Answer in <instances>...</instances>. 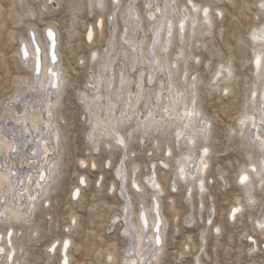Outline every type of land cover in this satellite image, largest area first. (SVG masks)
Instances as JSON below:
<instances>
[{"label":"rangeland","instance_id":"374dc122","mask_svg":"<svg viewBox=\"0 0 264 264\" xmlns=\"http://www.w3.org/2000/svg\"><path fill=\"white\" fill-rule=\"evenodd\" d=\"M78 1L75 7V0H0V109L19 94L25 87L24 82L40 73L28 69V61L22 62L18 55L21 45L27 50L25 40L30 34L34 35L40 52H43L38 38L47 47L44 30L52 28L57 40L53 49L54 62L65 78L63 88L57 91L59 101L53 109L59 129L54 181L48 192L39 193L41 199L27 210L25 219L7 220L0 206L2 244L4 234L12 226V244L20 249L15 251L18 264H59V245L66 237L70 239L68 264H121L126 249L132 246L130 241L134 232H131L132 238L123 234L124 221L115 219L116 214L122 213L124 203L120 189L125 191L126 186L130 191L133 210L140 203L144 205V201L151 202L149 186L146 185L143 193H137L130 187L129 175L131 167L138 164L136 178L142 182L154 162L156 177L164 187L161 200L155 199L159 206L158 216L160 220L163 216L166 219L160 238L162 249L155 264H195L197 258L204 264H264V229L257 223L264 216V180L260 185L253 184L252 201L247 200L244 187L237 180L240 170L250 162H259L263 154L251 139L242 135V131H237L238 117L249 106L250 90L254 84L257 89L264 86L262 79L253 75L250 66L252 49L259 43L250 39L249 32L264 24V8L259 5V0H193L209 4L212 11V24L208 30L193 35L198 42L193 38L184 45L190 56L198 58L196 61L189 58L186 65L194 70L192 78H199L195 87L196 105L210 121L205 142L210 149L203 176L206 189L202 196L203 207L199 209L198 196L193 195L192 203H189L185 195L187 184L174 176L175 161L186 151L187 145L181 142L177 148L178 141L174 142L168 132L151 135L148 131L142 141L140 133L134 132L127 139L124 151L130 156L124 160L128 176L123 185L115 172L123 157L122 146L113 139L109 140L115 146H107L105 139L96 137L97 147L93 148L88 139L89 113L81 97L83 93H92L88 79L97 71L96 63L101 60L100 52L109 37L110 19L117 21L114 32L117 42L123 24L118 10L108 15L111 12L109 0H103L101 5L90 0ZM125 1L128 0H121L120 4ZM175 1L178 5L189 3V0ZM135 3L144 14V0ZM215 8L222 11L218 17L213 11ZM99 16L103 19L102 30L95 26ZM90 26L94 29L92 42L85 35ZM178 44L182 45L173 37L169 52L177 50ZM93 50L98 51L94 58L91 57ZM217 63H230L233 77L214 87L211 76ZM175 78L177 83L184 84V73L179 72ZM223 86L228 89L223 91ZM126 126L121 128L124 136L129 132ZM152 136L159 137L157 144ZM168 145L172 148L170 155L164 153ZM82 160L85 163L82 164ZM162 160L170 167L162 169ZM92 161L95 166L91 165ZM82 179L85 182L81 183ZM174 180L176 186L173 189L170 184ZM78 185L79 193L75 198L71 193ZM3 201L0 194L1 205ZM237 201L242 209L234 218L228 219L230 207ZM210 214V220H206ZM128 227L131 229L130 222ZM52 243L55 249L50 251ZM7 246L9 244L4 245V249ZM109 251L114 256L111 262L107 261ZM3 253L0 264H6V250Z\"/></svg>","mask_w":264,"mask_h":264},{"label":"bare ground","instance_id":"6f19581e","mask_svg":"<svg viewBox=\"0 0 264 264\" xmlns=\"http://www.w3.org/2000/svg\"><path fill=\"white\" fill-rule=\"evenodd\" d=\"M90 1L98 5L103 3V0ZM109 1L111 12L108 15H113L118 10L123 25L117 42L114 37L117 21L110 19L109 37L104 50L100 52L101 60L96 63L98 64L97 71L93 72V75L91 74L92 76H89L88 79L92 90L89 91L92 93H83L81 97L84 101L83 105L89 113L91 129L88 139L95 149L97 147L96 137L105 139L104 143L107 146H115L114 143H110L109 139H113L117 145L122 146L123 157L115 172L123 185L128 176L124 160L130 156L124 151L127 139L133 136L134 132L140 133V141L144 140V134H147L148 131L151 132V135L155 132L158 135L160 131L168 132L172 136V140L174 138V142L176 140L179 142V144L176 142L177 148L181 142L187 145L186 151L181 153L175 161L177 166L174 176L187 184L185 195L188 196L189 203H192L193 195L198 196L197 207L198 209L202 208V196L206 189L203 176L208 165L210 151L205 142L209 136L208 124L210 121L205 118L200 107L196 105L195 87L199 78L197 76L192 78L195 74L194 70L188 69L186 65L189 58H193V61L198 58L190 56L184 45L187 46L193 38L194 42H198V38L193 35L202 34L211 26V6L193 0H189L188 4L180 5L175 0H144V15L135 3L136 0L125 1L122 5L120 4L121 0ZM74 3L76 7L79 1L75 0ZM259 5L264 8V0H259ZM213 11L217 17L222 13L219 8H215ZM97 18L95 26L102 30L103 19L101 16ZM143 21L146 22L147 28L142 24ZM51 29L44 30L47 47L43 44L39 34H36L39 37L38 42L40 41L44 47L43 52H40L33 34H30L29 39L25 40L28 52L24 45H21L20 49L18 48V55L22 62L28 61L27 68L37 73L36 67L39 63L40 73L33 79L31 78L32 80L24 82L25 87L19 90V94L13 96L12 101L0 109V194L4 199L0 206L6 219L11 221L25 219L27 210L30 207H35L36 201L41 199L39 193L48 192L55 178L58 161V159L56 161L58 157H56V144L59 138V129L53 117V109L59 101L57 91L59 88H63L65 78L62 76V70L57 67L52 58L57 40L55 32ZM87 29L86 39L92 42L94 29L92 26ZM49 30H51L52 36L48 35ZM53 33L55 34L54 38ZM173 37L182 45L178 44L177 50L170 53ZM249 37L252 41L259 43L252 49L251 72L262 79L261 83H264V24L261 27H253L249 32ZM97 54L98 51L93 50L91 57L94 58ZM52 72L56 74L55 77L52 76ZM179 72L184 73V84H179L176 81L175 76ZM232 77L233 71L230 63H217L211 76L212 85L218 87L220 81H227ZM53 80H56L58 87L51 86ZM227 89L228 86L222 87L223 91ZM18 97L19 100H17ZM247 102L249 103L247 111L238 117L237 131H242V135L251 139L263 154L259 162H250L244 166L240 170L237 180L243 185L247 200L252 201V199L254 200V196L251 194L253 184L260 185L264 180V86L262 89H257L254 84L247 97ZM124 126L129 130L126 136L121 132V128ZM121 140L123 143L119 142ZM152 140L157 144L159 137L152 136ZM165 152L170 155L172 148L168 145ZM83 163L85 161L82 160ZM189 163L193 164L191 169L188 167ZM161 164L163 165L162 169L170 167L169 163L164 160ZM91 165L95 166L93 161ZM138 167L136 163L131 167L130 187L137 193H143L148 185L152 194L151 202L145 203L144 198V205L138 204L135 211L130 191L126 186L125 191L120 189L124 203L122 213L116 214L115 219L118 217L124 221L125 226L123 224L124 227L121 230L123 234L131 235V232H134V237L131 235L133 238L130 241L132 246L126 249L121 264H134V262L141 264L142 257L151 261V264H155L162 249L161 242L157 245L155 238L158 234L162 239L166 219L163 216V220H160L157 211L159 206L155 199L157 197L159 201L161 200L164 187L156 177L154 162L149 166V171L142 182L136 178ZM181 168L184 169L183 172L180 171ZM242 176L247 177L243 182H241ZM256 177L257 179L253 180ZM82 180L85 182L84 179ZM170 185L174 189L176 181ZM77 187L71 193L75 198L79 193V185ZM230 208L228 219L234 218L242 209V205L237 201ZM125 209L128 211L126 212ZM234 209H236L235 212H233ZM141 210L146 220V231L141 227ZM133 215L136 218L132 219ZM210 216L211 214L206 220H210ZM129 222L131 229L128 227ZM257 223L264 229V216ZM204 224H207L206 221ZM215 227V230L218 231V226ZM13 233L12 226H9L4 234V244H2L3 237L0 234V249H2L0 262L1 254L5 250L6 264L19 262L15 259V253L20 249L12 244L13 236L11 235ZM66 241L68 242L67 248H65ZM8 244V248L4 249V245ZM69 245L68 237L61 241L59 264H65V262L68 264L67 249ZM133 247L135 251H131ZM49 248L50 251H53L55 244H50ZM113 258V253L109 251L107 261L111 262ZM195 260V264H204L198 258ZM17 262L16 264H18Z\"/></svg>","mask_w":264,"mask_h":264},{"label":"snow or ice","instance_id":"6c2138e0","mask_svg":"<svg viewBox=\"0 0 264 264\" xmlns=\"http://www.w3.org/2000/svg\"><path fill=\"white\" fill-rule=\"evenodd\" d=\"M159 9L157 8V11H158ZM205 12H207V9H205ZM150 15V18H151V13L149 14ZM48 35L49 36H52V32H51V30H49V32H48ZM53 61L55 60V56L53 55ZM257 63H259V61H257ZM39 68H40V66H39V63H37V67H36V72H37V74L39 73ZM51 71V70H50ZM52 76L53 77H55L56 76V74L54 73V72H52ZM52 87H58V83L56 82V80H53L52 81V85H51ZM253 95H255V94H253ZM189 115H191V113H189ZM120 143H123V141L121 140V141H119ZM206 151V150H205ZM193 166V164L192 163H189V165H188V167H189V169H191V167ZM181 172H183L184 171V169L183 168H181V170H180ZM43 178V177H42ZM247 179V177H245V176H242L241 177V182H243L244 180H246ZM81 183H83V180H81ZM134 187H135V185H134ZM125 211L127 212L128 210L127 209H125ZM236 211V209H234L233 210V212H235ZM140 219H141V221H142V225H141V227H142V230H144V231H146V229H147V225H146V220H145V218H144V214H143V211L141 210V213H140ZM156 244L157 245H159L160 244V238H159V235L157 234L156 235ZM67 246H68V242L66 241L65 242V248H67ZM0 251H2V249H0ZM132 251H135V248L133 247V249H132ZM129 254H131V253H129ZM65 264H67V262H65ZM134 264H135V262H134ZM141 264H151V261H147V260H145L143 257L141 258Z\"/></svg>","mask_w":264,"mask_h":264}]
</instances>
